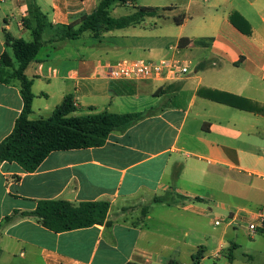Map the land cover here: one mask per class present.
I'll use <instances>...</instances> for the list:
<instances>
[{"label":"crops","instance_id":"crops-1","mask_svg":"<svg viewBox=\"0 0 264 264\" xmlns=\"http://www.w3.org/2000/svg\"><path fill=\"white\" fill-rule=\"evenodd\" d=\"M100 1L0 0V60L5 52L12 56L5 30L30 43L37 12L46 24L25 71L35 96L31 120L51 117L68 95L73 116L145 113L113 131L104 146L53 152L32 173L15 162L0 164V264H189L199 244L201 205L212 202L229 215V225L241 212L251 217L249 207L264 209V188L252 180H264V115L226 104L235 96L264 108V0L144 6L160 11L135 26L85 32L76 41L89 34L95 44L73 45L65 38L69 26L77 29ZM125 7H137L136 0ZM232 14L250 24L251 35L235 28ZM180 15L186 19L177 25ZM182 38L191 40L188 47H179ZM176 49L189 73L174 82L116 81L101 69L108 61L153 51L164 58ZM12 72L0 66V144L24 107L20 81L8 79ZM167 193L171 204L155 203ZM229 197L246 206L234 207ZM43 200L110 208L104 225L55 233L39 217L23 215Z\"/></svg>","mask_w":264,"mask_h":264},{"label":"trees","instance_id":"trees-1","mask_svg":"<svg viewBox=\"0 0 264 264\" xmlns=\"http://www.w3.org/2000/svg\"><path fill=\"white\" fill-rule=\"evenodd\" d=\"M131 1L101 0L93 13L80 20L77 29L75 25L69 26L65 38L76 40L88 31L99 35L102 32L135 26L146 17L157 16L160 11L159 8L138 7L134 14L120 18L111 16L110 10L115 4L126 6ZM164 10H168V8ZM185 19V15H180L175 18V23L182 25ZM36 20L37 25L33 30L34 41L30 43L14 37L5 30V42L11 49L13 57L5 52L0 60V66L13 69L8 79L20 81L24 102L23 111L16 121L14 130L0 144V164L15 162L28 173L36 171L53 152L102 147L113 131L126 130L145 117V113L116 114L108 111L86 116H73L72 113L76 111L74 97L68 95L51 117L31 120L30 115L35 96L32 91L33 81L26 76L25 71L38 55L46 26L43 16L39 12L36 13ZM230 20L241 33L252 34L250 24L239 14H232ZM190 43V39L182 38L179 41V47H188ZM14 60L18 62V68H15ZM226 104L264 115V108L253 109L248 106L247 101L235 96L229 97ZM154 201L155 203L171 204V195L167 193L162 197H156ZM109 208L108 202H83L74 205L64 200H43L38 202L34 212L23 213V215L37 216L48 230L63 233L104 225ZM261 231L264 234V230L261 229ZM203 248L200 247L193 256L195 264H199L204 259L205 251L202 250L205 249ZM232 259L233 257L230 258V262ZM169 264L179 263L170 262Z\"/></svg>","mask_w":264,"mask_h":264},{"label":"rangeland","instance_id":"rangeland-1","mask_svg":"<svg viewBox=\"0 0 264 264\" xmlns=\"http://www.w3.org/2000/svg\"><path fill=\"white\" fill-rule=\"evenodd\" d=\"M173 0H136L137 7H125L121 5L118 8H113L111 15L113 17H120L126 15L129 12H134L138 7H144L149 5L167 6L170 5ZM170 16H172L170 14ZM151 39L143 40L145 44H151ZM174 42V40L172 41ZM73 45L85 48L95 44V41L87 34L79 41H73ZM91 52H93L91 48ZM156 51L146 53L140 56H132L130 58H144V59H156L161 55H157ZM160 58V57H159ZM140 84V83H139ZM143 84V83H141ZM132 87V86H131ZM252 180L258 183V186L264 188V180L261 178H252ZM231 198V199H230ZM227 202L234 207L246 206V203L242 199L229 197ZM220 202V199H216ZM204 213L199 218L200 221V235L199 244L195 250L197 253L198 248L204 247L205 259L202 264H264V234L261 230H258L256 234L251 235L249 231V224L254 219V214L249 217L248 214L239 213L238 218L229 225V215L220 209H214L212 202H207L201 205ZM210 207L212 208L210 211ZM250 212L257 213L264 211L260 207H249ZM234 218V216H233ZM220 222L219 225L215 224V221ZM197 242V240H196ZM223 244L225 247L219 248ZM219 248V253L215 254ZM233 257L232 262L230 258ZM189 264H195L191 258L188 259Z\"/></svg>","mask_w":264,"mask_h":264},{"label":"built area","instance_id":"built-area-1","mask_svg":"<svg viewBox=\"0 0 264 264\" xmlns=\"http://www.w3.org/2000/svg\"><path fill=\"white\" fill-rule=\"evenodd\" d=\"M101 69L111 80L170 83L185 77L189 73V64L179 49H176L170 56L159 59L126 58L108 61L101 65ZM253 218L249 224L251 235L264 230V211L254 213ZM215 224L219 225L220 222L216 221Z\"/></svg>","mask_w":264,"mask_h":264}]
</instances>
